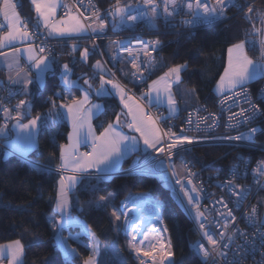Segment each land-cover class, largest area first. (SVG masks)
<instances>
[{"label": "built area", "instance_id": "2783aa9c", "mask_svg": "<svg viewBox=\"0 0 264 264\" xmlns=\"http://www.w3.org/2000/svg\"><path fill=\"white\" fill-rule=\"evenodd\" d=\"M100 7L98 0H60L58 15L72 12L76 16L84 29L79 37L48 38L22 17L17 30L30 38L37 58L47 59L51 66L59 67L63 58L75 62L78 52L87 50L96 54L105 74L115 80L114 72L123 59L134 85L123 87L124 91L143 105L144 118L154 121L159 142L119 174L151 176L167 186L195 231L189 248L201 264H264L260 208L264 141L259 139L264 133V72L257 86L244 84L224 92L211 107L197 104L182 118L178 113L169 115L164 108L148 105L143 97L160 43L153 35L130 33L157 22L170 30L208 27L241 13L260 46L264 45V0H105ZM108 19L113 20L112 25ZM101 41L107 43L110 64L101 56ZM21 95L11 80L0 78V130L6 131L11 121L24 118ZM211 145H226L252 155L237 152L224 172L203 173L182 158L181 153ZM90 149L87 146L83 152ZM0 153L32 163L8 148L1 136ZM53 172L62 179L66 175L59 162ZM118 213V233L139 264H172L168 234L155 198L147 192H129L118 201Z\"/></svg>", "mask_w": 264, "mask_h": 264}, {"label": "trees", "instance_id": "16d2710c", "mask_svg": "<svg viewBox=\"0 0 264 264\" xmlns=\"http://www.w3.org/2000/svg\"><path fill=\"white\" fill-rule=\"evenodd\" d=\"M104 1L98 0L100 8ZM14 4L28 25L35 26L29 0H14ZM138 31L142 35L157 37L160 43L149 81L171 67L185 66L180 72V78L191 92L188 105L179 109L180 118L193 105H214L218 95L214 94L213 87L225 67L227 48L253 37L241 13L232 14L223 22L208 27L170 30L157 22L154 26L144 25L142 29H134L130 33ZM106 46L105 41L99 42L101 56L110 64ZM245 53L251 60L257 61L255 43L245 45ZM97 60L94 52H89L85 63L78 59L70 62L63 58L59 67L52 66L46 73L41 87L32 84L29 93L21 95L29 113L25 118L42 117L38 124L36 146L23 156L31 164L16 155L0 153V244L18 241L23 249L22 264H82L94 257L96 240L99 254L95 264H121L111 258L109 248L112 245L122 255L124 264H139L133 258L125 239L118 233V201L129 192H147L161 207V217L172 252V264H201L189 248L196 238L195 231L177 200L165 184L145 175L117 174L107 178H82L69 194V214L73 219L57 229L62 250L55 242L52 223L57 218L53 205L58 176L53 169L58 164L59 147L65 142L68 128L64 122L55 121L49 109L53 102L63 98L59 83L60 66L66 65L73 78L82 77L78 81L88 78L96 86L98 77L91 66ZM114 76L124 87H134L126 62H120ZM0 78H4L1 72ZM259 81L257 78L248 85L255 87ZM176 98L180 102L178 96ZM99 101L102 103V111L93 121L96 132L112 122L120 110L113 97L101 98ZM259 139L264 141V133ZM237 152L252 155L250 151L226 145L200 146L181 155L200 173L224 172ZM130 163V159H125L122 169Z\"/></svg>", "mask_w": 264, "mask_h": 264}, {"label": "crops", "instance_id": "0c3cea01", "mask_svg": "<svg viewBox=\"0 0 264 264\" xmlns=\"http://www.w3.org/2000/svg\"><path fill=\"white\" fill-rule=\"evenodd\" d=\"M29 3L35 17L34 25L43 30L48 38L66 39L83 35L84 29L72 12L65 17L58 15L60 0H29ZM20 17L14 0H0V72L5 79L11 80L21 89L22 94H28L32 84L42 86L44 77L52 66L47 59L37 58L30 38L17 30ZM240 43L226 50L225 67L223 76L221 75L223 79L215 87V95L248 84L264 72V62L257 60L256 65H253V60L245 53V45L243 47ZM88 55V51L81 50L77 59L85 63ZM91 67L98 77L96 86L88 78L81 82L78 80L82 77L73 78L67 67L66 73H60L59 69L63 98L53 102L49 109L50 116L57 122H64L68 128L65 142L60 145L58 153V162L66 175L64 179L58 176L53 205L56 219L61 216L58 223L55 220L52 223L55 227L54 240L60 250L57 229L72 220L69 214V194L81 179L91 175H102L103 178L117 175L123 170L122 163L125 159H130V164H135L146 153L155 149L159 142L154 121L144 118L143 105L128 96L124 86L116 79L109 78L98 62H94ZM168 70L148 82L143 97L148 105L164 108L169 115H175L182 107L175 95L180 80L170 76ZM184 94L189 95V92ZM105 97H113L120 110L112 122L96 132L93 121L102 111L99 99ZM28 115V112H24V118ZM41 117L18 118L10 122L6 131L0 130L3 140L11 138L10 142L14 143V146L7 147L22 156L33 150ZM21 140L26 143L22 144ZM32 141L35 143H31ZM87 146L91 149L85 154L83 150ZM260 203L261 220L264 222L263 194L260 195ZM59 206L62 207L60 210ZM22 256L23 249L18 241L0 244V264H22Z\"/></svg>", "mask_w": 264, "mask_h": 264}, {"label": "rangeland", "instance_id": "374dc122", "mask_svg": "<svg viewBox=\"0 0 264 264\" xmlns=\"http://www.w3.org/2000/svg\"><path fill=\"white\" fill-rule=\"evenodd\" d=\"M152 17V16H151ZM149 26H154L153 24H149ZM92 30H93V28H92ZM257 41V38L255 37V36H253V37H251V38H248V39H246L245 41H243V43H240L241 44V46H243V45H250V44H254L255 43V46H256V48H257V50H258V53H257V60L259 61V58L261 57V55H264V45H260V46H258L257 45V43L258 42H256ZM244 47V46H243ZM259 48H260V50L262 51V53H259ZM84 51H86L87 52V50H84ZM240 53H241V51H240ZM250 59V58H249ZM251 60V59H250ZM261 60H262V62H264V57H262L261 58ZM120 62L121 63H125V61L123 60V59H120ZM255 62L256 61H251V63H253V65H256L255 64ZM62 67V68H61ZM61 67H60V73H61V71H64L65 72V70H67L66 69V65H61ZM185 68V66L184 65H177V66H174V67H171L169 70H168V74L170 75V76H172V77H176V78H178L180 81H179V86H178V88H177V90H176V96H178V98L180 99V104H181V106L182 107H186L187 105H188V101H189V99H188V95L187 94H184V93H187V92H191L188 88H186L185 87V85L184 84H182V82H181V78H180V72L183 70ZM224 70V69H223ZM67 72V71H66ZM65 72V73H66ZM60 73H59V75H60ZM223 74V71H222V73H221V75ZM221 75H220V77H219V79H218V81L215 83V85H214V88H213V92L214 93H217L216 92V88L215 87H217V84H221V82H222V79L223 78H221ZM223 76V75H222ZM23 108H24V112H28V108H27V106H25L24 107V105H23ZM10 140H11V138L9 139V140H7L6 139V141H5V139L3 140V143L6 145V146H10L11 147V145H13L14 146V143L13 142H10ZM18 141V140H17ZM22 144H24V143H26V142H22V140L20 141ZM31 143H35L34 141H32ZM16 144H18V142L16 143ZM31 145V144H30ZM29 147V146H28ZM62 207L61 206H59V210L61 209ZM263 213H264V206H263ZM60 218H61V216H59L58 217V219H55V221H56V223H58V221L60 220ZM71 219H73V218H71ZM54 221V222H55ZM52 230H53V233L55 234V227H54V225L52 224ZM95 255H94V257H92V259H87L88 261H86V263L85 264H95V262H96V259H97V257H98V254H99V248H98V244H97V241L95 240ZM109 249H111L110 250V252H111V258H112V260L113 261H115V262H119V263H121V264H124V261H123V258H122V255L120 254V252H118V251H115V245H112Z\"/></svg>", "mask_w": 264, "mask_h": 264}, {"label": "water", "instance_id": "95a60500", "mask_svg": "<svg viewBox=\"0 0 264 264\" xmlns=\"http://www.w3.org/2000/svg\"><path fill=\"white\" fill-rule=\"evenodd\" d=\"M108 24L112 25L113 24V20L112 19H108ZM253 35V34H252Z\"/></svg>", "mask_w": 264, "mask_h": 264}]
</instances>
